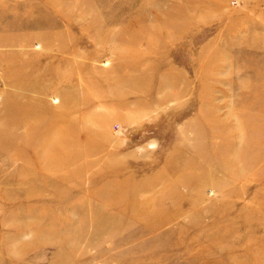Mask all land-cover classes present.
I'll return each mask as SVG.
<instances>
[{"label": "rangeland", "instance_id": "rangeland-1", "mask_svg": "<svg viewBox=\"0 0 264 264\" xmlns=\"http://www.w3.org/2000/svg\"><path fill=\"white\" fill-rule=\"evenodd\" d=\"M0 264H264V0H0Z\"/></svg>", "mask_w": 264, "mask_h": 264}]
</instances>
